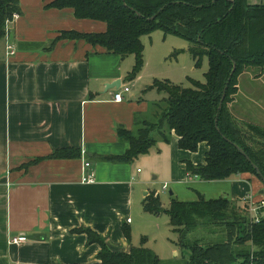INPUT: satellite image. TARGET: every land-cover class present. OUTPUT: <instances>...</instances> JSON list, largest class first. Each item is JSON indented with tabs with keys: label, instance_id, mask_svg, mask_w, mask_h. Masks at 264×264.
<instances>
[{
	"label": "crops",
	"instance_id": "obj_1",
	"mask_svg": "<svg viewBox=\"0 0 264 264\" xmlns=\"http://www.w3.org/2000/svg\"><path fill=\"white\" fill-rule=\"evenodd\" d=\"M19 6L21 13L2 39L13 54L6 46L0 52V264L98 262L100 245L71 231L77 227H89L111 251L128 252L138 245L126 239L121 225L143 217V202L152 191L159 196L158 185L182 182L187 161L203 164L208 147L203 142L197 153L182 150L177 135L159 125L151 132L155 143L147 153L130 162L112 160L129 148L119 129L136 134L157 122L165 107V95L151 86L158 78L145 73V57L140 72L128 81L133 55L121 57L83 39H59L62 31L103 32L104 22L78 19L71 8H46L44 0H19ZM116 80L129 87L120 102L112 100L116 89L106 91ZM62 148L76 149L79 156L48 157ZM86 161L90 183L81 182ZM223 182L236 185L226 197L232 202L250 195L257 201L264 194L257 179L245 174ZM172 199L176 190L169 194V205ZM18 235L27 240L9 243Z\"/></svg>",
	"mask_w": 264,
	"mask_h": 264
},
{
	"label": "trees",
	"instance_id": "obj_2",
	"mask_svg": "<svg viewBox=\"0 0 264 264\" xmlns=\"http://www.w3.org/2000/svg\"><path fill=\"white\" fill-rule=\"evenodd\" d=\"M44 1L46 8H71L78 19L104 22L106 28L103 32L62 31L59 39H83L121 57L133 55L135 61L126 75L128 81H132L143 67V44L140 37L155 29L165 35L172 34L185 39L196 66L206 56L208 69L204 74V82L190 79V87L169 81L153 82L152 87L165 93V107L158 116L157 126H164L168 132L173 131L178 137V147L182 150L195 152L203 142L208 147L203 164L186 162L188 175L215 181L248 173L258 178L264 187V126L251 127L260 134L263 144L259 143L263 147H250L246 139L256 140V136L247 135V131L240 128L229 110V104L238 92L239 75L248 66H264V4L251 5L247 0ZM20 13L19 0H0V40L6 36L7 22ZM151 128L152 125H146L136 134L119 129V137L128 142L129 148L123 155L111 159L130 162L138 155L147 153L155 143ZM161 134L167 140L165 134ZM255 142L258 143V140ZM77 156L78 150L62 148L48 157ZM237 207L248 224L244 242L251 243L253 247L250 253L247 251L246 260L239 261L237 257L231 260L229 249L223 244L220 247L224 248L220 250H216L218 246L213 245L209 248L194 246L186 264H225L228 258L233 261L230 264H264V209L260 211L259 221L254 222L249 215L246 200L232 202L226 197L206 199L199 195L194 202L172 199L165 212L169 218V227L181 237L182 232L192 225L194 217H218L220 213ZM143 208L153 215L161 213L159 197L149 193ZM121 230L126 239L130 240V225L124 222ZM71 231L84 233L88 243L96 242L100 245L98 262L91 264H163L158 255L142 244L132 246L128 252L111 251L104 239L89 227H77ZM251 253L254 257L249 262Z\"/></svg>",
	"mask_w": 264,
	"mask_h": 264
},
{
	"label": "rangeland",
	"instance_id": "obj_3",
	"mask_svg": "<svg viewBox=\"0 0 264 264\" xmlns=\"http://www.w3.org/2000/svg\"><path fill=\"white\" fill-rule=\"evenodd\" d=\"M9 25L7 29H9ZM140 39L143 44V61L145 57V62H147L146 74H153L159 81H169L182 87H190V79L204 82V74L208 69L207 57L204 56L200 65L196 66L188 50V42L185 39L172 34L165 35L158 29L142 35ZM5 46L4 40H0L1 53L4 52ZM253 73L259 77H254ZM238 81L239 90L236 95V102L233 103L234 111L231 108L232 103L229 104V110L240 128L247 131V135L256 136V140L253 138V140H249V138L246 139V143L250 147L259 149L263 147L261 145L263 144L262 140L259 138L260 134L256 133L251 127H254L253 125H256L257 128L264 126V66L246 67L244 75L239 76ZM162 93L164 96L165 93ZM237 115L246 117L247 120H240L236 117ZM157 128V122L152 124L151 132ZM257 140L258 143L255 142ZM198 151H200V147L197 148L195 153ZM139 167L142 168V164ZM155 175L151 174V177ZM245 175L251 179L256 178L248 173ZM256 179L263 186L259 179ZM215 181L199 182L187 175L182 182H166L168 186L166 190L161 191V185H158L159 196L158 191L150 193L159 197L162 211L154 216L141 209L140 213L143 217H136L134 224L130 225L132 243L138 246L142 244L144 247L151 249L158 255L163 264H186L190 260L191 249L194 246L209 248L213 245L218 246L216 250H220L224 248L220 247L223 244L229 249L228 254L231 260H233V257H237L238 260H246L247 251L250 253L253 247L251 243L244 242L246 240L244 235L247 238L246 234H248V224L238 207L231 211L227 210L226 213H220L218 217H194L192 225L188 230L182 232V238L178 232L169 229L168 215L165 212L169 207V190L174 193L176 190L177 200L183 202H194L199 198V195L206 199L229 198V196H232L236 189L235 184L223 182V180ZM234 210L237 211L234 212ZM144 217H148V219ZM175 252L177 256L174 254ZM249 255L248 261L251 262L254 255L252 253ZM229 258L224 262L225 264L233 262Z\"/></svg>",
	"mask_w": 264,
	"mask_h": 264
},
{
	"label": "built area",
	"instance_id": "obj_4",
	"mask_svg": "<svg viewBox=\"0 0 264 264\" xmlns=\"http://www.w3.org/2000/svg\"><path fill=\"white\" fill-rule=\"evenodd\" d=\"M15 17H17L16 14L13 16V19ZM12 20L7 22L6 33H7L8 25L12 22ZM6 49L9 50L8 51L9 54H13V49H12V46L10 44L6 45ZM128 91H129V87L127 85L119 87L118 89H116L113 92L112 100L115 101V102L122 101L123 93H126ZM89 168H90V163L87 162V161L84 162L83 163L82 176H81V182L82 183H90L91 181H93L92 173L91 172L88 173V169ZM167 187H168L167 183H163L162 186H161V189L162 190H166ZM244 200H246L248 202V211H249L250 217L252 218V220L254 222H258L260 217H261L260 211L262 209H264V194L257 201L253 200L252 195L247 196ZM26 240H27V236L26 235H18V236L11 237L10 240H9V243L18 244V243L24 242Z\"/></svg>",
	"mask_w": 264,
	"mask_h": 264
},
{
	"label": "water",
	"instance_id": "obj_5",
	"mask_svg": "<svg viewBox=\"0 0 264 264\" xmlns=\"http://www.w3.org/2000/svg\"><path fill=\"white\" fill-rule=\"evenodd\" d=\"M235 67V66H234ZM234 67H233V70H234ZM232 70V71H233ZM120 87V81L119 80H116V81H114V82H111V83H108L107 85H106V91L108 90V89H118ZM223 97H224V94H223ZM223 97H222V99H223ZM222 101V100H221ZM239 151L242 153V154H244V151L242 150V149H240L239 148ZM169 194H171L172 195V191H169Z\"/></svg>",
	"mask_w": 264,
	"mask_h": 264
}]
</instances>
